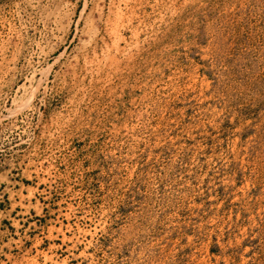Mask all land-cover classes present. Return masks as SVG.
<instances>
[{
  "label": "rangeland",
  "instance_id": "1",
  "mask_svg": "<svg viewBox=\"0 0 264 264\" xmlns=\"http://www.w3.org/2000/svg\"><path fill=\"white\" fill-rule=\"evenodd\" d=\"M0 264H264V0H0Z\"/></svg>",
  "mask_w": 264,
  "mask_h": 264
}]
</instances>
